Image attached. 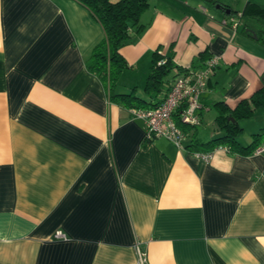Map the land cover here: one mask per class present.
Returning a JSON list of instances; mask_svg holds the SVG:
<instances>
[{
  "label": "crops",
  "instance_id": "crops-1",
  "mask_svg": "<svg viewBox=\"0 0 264 264\" xmlns=\"http://www.w3.org/2000/svg\"><path fill=\"white\" fill-rule=\"evenodd\" d=\"M148 1L120 49L117 93L165 95L144 91L155 51L181 68L219 57L181 148L144 140L143 120L87 69L103 29L84 6L0 0V264H136V245L146 264H264V154L219 148L204 161L186 148L220 134L216 102L264 86V44L243 29L262 26L249 14L223 22L264 0ZM241 122L246 144L264 110Z\"/></svg>",
  "mask_w": 264,
  "mask_h": 264
},
{
  "label": "trees",
  "instance_id": "trees-1",
  "mask_svg": "<svg viewBox=\"0 0 264 264\" xmlns=\"http://www.w3.org/2000/svg\"><path fill=\"white\" fill-rule=\"evenodd\" d=\"M76 1L84 6L102 26L103 35L92 45L85 59V64L87 69L102 81L110 100L118 101L128 108L156 105L163 97L159 101L145 102L144 99L135 94L134 89L127 93H117L115 91L116 82L127 65L123 55L120 53V49L128 43L133 33H139L144 28L145 24L141 21L140 16L148 7L149 1ZM239 12H241V17L244 14H249L254 17L256 22L260 23L262 27L257 30L251 29L248 26H244L243 29L252 37L255 34L253 38L264 44V8L248 1L244 9ZM153 55L154 58L148 69L144 83V91L148 94L156 95L166 90V94L170 86H166L170 72L174 71L175 68L179 70L186 68L179 67L170 57L164 58L157 51ZM161 58H164V62L158 63ZM172 78L170 81H172ZM215 106L217 108V115L214 120V127L220 134L205 141H200L198 138L192 136L186 148L198 152L214 151L219 146H226L228 147L227 152L230 154L249 155L253 153L258 145L264 143V128L253 133L251 140L246 144L238 139L239 135L244 131L240 121L251 117L257 109L264 110V86L255 90L249 97L241 98L233 107L222 101L216 102ZM174 117L176 124L184 132H187V126H195L181 122L177 114Z\"/></svg>",
  "mask_w": 264,
  "mask_h": 264
},
{
  "label": "built area",
  "instance_id": "built-area-1",
  "mask_svg": "<svg viewBox=\"0 0 264 264\" xmlns=\"http://www.w3.org/2000/svg\"><path fill=\"white\" fill-rule=\"evenodd\" d=\"M241 12L228 15L223 22L236 29L240 24ZM164 62L161 58L158 63ZM219 64V57L211 55L204 65L198 68L174 69V75L168 91L163 98L154 106L131 107V113L144 122V139L151 141L157 137H164L171 141L176 147H183L187 137L177 124L174 115L189 125H196L200 122L197 110L200 107L199 95L206 89L208 80ZM228 150L226 146H219L216 149ZM213 151H198L196 154L204 161H209ZM253 153L264 154V143L258 145ZM56 238H66V234L57 230L54 233ZM136 264H146L147 255L145 250L136 245Z\"/></svg>",
  "mask_w": 264,
  "mask_h": 264
},
{
  "label": "rangeland",
  "instance_id": "rangeland-1",
  "mask_svg": "<svg viewBox=\"0 0 264 264\" xmlns=\"http://www.w3.org/2000/svg\"><path fill=\"white\" fill-rule=\"evenodd\" d=\"M240 20H244V18H242V17H240ZM242 121V120H241ZM240 121V123L242 124V122ZM244 125V124H243ZM242 125V126H243ZM249 125H250V123L248 122V124H246V128H245V131H244V133L240 136V137H242V140L243 141H246L249 137H250V127H249Z\"/></svg>",
  "mask_w": 264,
  "mask_h": 264
},
{
  "label": "water",
  "instance_id": "water-1",
  "mask_svg": "<svg viewBox=\"0 0 264 264\" xmlns=\"http://www.w3.org/2000/svg\"><path fill=\"white\" fill-rule=\"evenodd\" d=\"M216 6H217V7H220L221 4L218 3ZM226 12H227V13H230V9H229V8H226ZM253 37H255V34H253ZM230 119L233 120L232 117H230Z\"/></svg>",
  "mask_w": 264,
  "mask_h": 264
}]
</instances>
